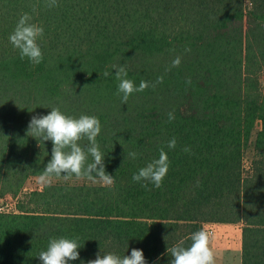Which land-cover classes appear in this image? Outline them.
<instances>
[{
  "label": "trees",
  "instance_id": "trees-1",
  "mask_svg": "<svg viewBox=\"0 0 264 264\" xmlns=\"http://www.w3.org/2000/svg\"><path fill=\"white\" fill-rule=\"evenodd\" d=\"M24 13L44 29L39 64L9 40ZM114 66L149 87L122 103ZM263 72L264 0H0V197L25 194L17 210H0V264H42L53 237L78 241L69 264L133 248L147 264H170L167 249L190 246L209 222L242 223V264H264ZM53 107L99 118L114 187L73 177L25 192L53 147L26 130ZM161 148L170 161L162 187L133 181Z\"/></svg>",
  "mask_w": 264,
  "mask_h": 264
},
{
  "label": "clouds",
  "instance_id": "clouds-1",
  "mask_svg": "<svg viewBox=\"0 0 264 264\" xmlns=\"http://www.w3.org/2000/svg\"><path fill=\"white\" fill-rule=\"evenodd\" d=\"M57 6V0H46V7ZM35 11V9H33ZM32 16L24 13L18 20L13 32L9 35L12 45L19 50L21 59L27 58L33 64H39L43 60V52L38 40L43 37L42 26L31 22ZM180 58L172 62V67H178ZM115 76L119 81L117 95L122 94V103L127 104L131 94L143 92L149 87V82L141 81L137 87L131 79H128L126 66H114ZM105 76L109 73L105 72ZM163 77H158L156 83H162ZM190 83V81H188ZM155 87V84H152ZM175 119L172 112L168 113L169 122ZM101 122L94 115H81L78 118L69 116L60 108L53 107L46 115L33 116L29 122L26 133L28 136L40 141H51L53 144L51 159L38 177V183L43 186H52L56 179L71 181L73 177L77 181H90L102 187L112 188L115 184L114 176L105 169V155L100 150L97 137L101 133ZM87 140V145L80 141ZM177 141L172 138L167 148L174 149ZM184 151H190L185 148ZM135 151L127 153V157L136 159ZM91 157V161H89ZM170 167V161L164 148L160 149L159 157L149 162L133 174V181L151 182L156 188L162 187ZM147 188V183L142 184ZM159 222V221H158ZM213 234L206 227L194 232L190 239L192 243L188 247L177 245L168 248L171 255L170 264H215V252L210 246ZM80 245L76 239L66 237L51 238L47 249L38 255L42 264H69L70 260L79 258ZM87 264H147L142 249L133 248L130 255L121 257L112 252L97 254L95 259Z\"/></svg>",
  "mask_w": 264,
  "mask_h": 264
},
{
  "label": "rangeland",
  "instance_id": "rangeland-1",
  "mask_svg": "<svg viewBox=\"0 0 264 264\" xmlns=\"http://www.w3.org/2000/svg\"><path fill=\"white\" fill-rule=\"evenodd\" d=\"M260 86L264 89V72L260 75ZM261 128L262 121L258 120L251 141L255 139ZM252 156L253 148H249L245 160L247 167L251 166ZM38 177L32 176L27 180L25 192L43 187L37 182ZM22 200H25V194L23 193L19 196L7 194L0 197V207L5 210H17V204ZM242 226L243 224L240 222H209L206 224V228L214 237L210 246L215 252V264H242Z\"/></svg>",
  "mask_w": 264,
  "mask_h": 264
},
{
  "label": "built area",
  "instance_id": "built-area-1",
  "mask_svg": "<svg viewBox=\"0 0 264 264\" xmlns=\"http://www.w3.org/2000/svg\"><path fill=\"white\" fill-rule=\"evenodd\" d=\"M0 210H5V209H2V208L0 207Z\"/></svg>",
  "mask_w": 264,
  "mask_h": 264
}]
</instances>
